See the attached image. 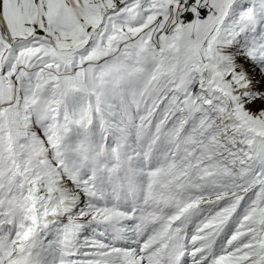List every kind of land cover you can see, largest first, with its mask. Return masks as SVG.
Returning a JSON list of instances; mask_svg holds the SVG:
<instances>
[{"label":"rangeland","instance_id":"1","mask_svg":"<svg viewBox=\"0 0 264 264\" xmlns=\"http://www.w3.org/2000/svg\"><path fill=\"white\" fill-rule=\"evenodd\" d=\"M181 4L0 0V63L18 41L1 76L11 107L0 108V151L7 156L16 141L27 181L8 154L0 166V264L17 250L27 184L58 220L56 264H162L175 225L189 231L186 264H262L264 139L232 112L264 132V0H235L204 44L208 71L228 99L205 86L198 49L209 27H179ZM102 22L85 52L59 53L82 48ZM131 23L140 28L123 32ZM164 29L171 33L161 54L150 39ZM35 34L52 43L29 38ZM181 38L192 43L186 59ZM140 218L147 228L139 250L130 248L138 241L124 252L112 244L132 239L133 225L141 239L144 222L130 225ZM37 249L29 264H42Z\"/></svg>","mask_w":264,"mask_h":264},{"label":"bare ground","instance_id":"2","mask_svg":"<svg viewBox=\"0 0 264 264\" xmlns=\"http://www.w3.org/2000/svg\"><path fill=\"white\" fill-rule=\"evenodd\" d=\"M234 2H235V0H234ZM17 4H21V3L17 2ZM38 35H39V38H41L45 41L51 42V40L49 38L42 36L40 34H38ZM85 43H84V45H85ZM84 45H83V47H84ZM14 46H12V48L8 52L6 49L3 56H2L1 63H0V85H1L2 72L5 71L7 63H8L7 55L9 53H12ZM82 48H79V49L81 50ZM76 49L77 48L65 49V50L59 49V51L61 52L60 53L61 55H67L66 51L69 52V51L76 50ZM85 51H86V49L82 50L81 53H83ZM209 76L212 77L210 74H209ZM220 90H221V92H223L226 95V93L221 88H220ZM226 96H228V93ZM228 97H230V96H228ZM0 101H1L0 102L1 103V106H0L1 110L8 111L11 106L7 103L6 96L4 94H2L1 88H0ZM262 133H264V132H262ZM18 138H19V136H18ZM11 141L13 143L10 145V150H9L10 153H8V154L13 159L12 163H13V166L16 170V177L21 178V181L26 183L27 181L22 179V178H25V177H23L24 171L22 170V168L20 166L21 165L20 159L18 158V155H17L16 150H15L16 146L14 147V145L16 144V141H13L12 138H11ZM8 154H7V156H8ZM7 156H4V154L0 151V166L1 167L4 166L5 161L7 159L6 158ZM27 186L28 187H27V190L25 193L26 194V201L23 205L21 214L19 215L17 230H16V234H17V236H20V239H19V242L17 243V250L15 251L13 258L10 261V264H29L30 263V259H29L30 258V251L35 245L38 246V249H37L38 258L40 257L39 260L42 261V264H44L43 262H45L46 260L44 258V255H45L44 251L41 247L47 249L48 254L52 252L51 263L56 264L57 263V256H54V253H57V252H56V248L54 247V242H53V237H54L53 236V230H54L55 226L58 224L57 223L58 220L55 217L56 215L51 212L50 208L47 205H44V203H42L41 201H39L38 195H37V189L35 187H32L30 184H27ZM143 222H145V221L142 220V221H139L138 223H143ZM144 227H145V224L143 225L140 232L144 229ZM133 228L135 230V234L133 237H135L137 235V229H136V226H134V225H133ZM187 231H188V229H187ZM181 232L179 231V228L175 227L172 234H171V236H172L171 241L166 245V247L171 248L170 249L171 254L172 255L173 254L179 255V260H183V263L186 264L189 262L190 258H188V255H187L188 250L184 244V240L187 238L189 231L186 232L184 235ZM133 237H132V239H134ZM40 238H42V240L44 241L43 244H38V239H40ZM141 239H143V235H142ZM141 239H139V240L134 239L133 242H136V241L139 242V241H141ZM128 250H131V249H128ZM132 251L130 252V255H131ZM127 256H128V252H127ZM62 258L63 259H60L59 264L63 263L62 261L65 260L64 257H62ZM127 264H129V263H127ZM263 264H264V254H263Z\"/></svg>","mask_w":264,"mask_h":264},{"label":"built area","instance_id":"3","mask_svg":"<svg viewBox=\"0 0 264 264\" xmlns=\"http://www.w3.org/2000/svg\"><path fill=\"white\" fill-rule=\"evenodd\" d=\"M232 0H183L181 9L177 12V25L179 27L197 26L199 24L212 25L216 20L227 17L226 12L230 11V3ZM144 27V24H143ZM140 26L136 25H122L123 32L129 33L130 31L138 30ZM149 28L142 33L148 32ZM166 29L157 37L153 36L150 40L151 43L159 48L162 45L161 38ZM168 31L166 34H170ZM131 36V35H130ZM192 39L196 40V34H192Z\"/></svg>","mask_w":264,"mask_h":264},{"label":"water","instance_id":"4","mask_svg":"<svg viewBox=\"0 0 264 264\" xmlns=\"http://www.w3.org/2000/svg\"><path fill=\"white\" fill-rule=\"evenodd\" d=\"M221 22L219 21H215L212 25V27L210 28L211 30L207 32V34L205 35V38L203 40V42L200 44L199 46V56H200V59H201V62L204 66V69H205V74H206V80H207V83L210 85V87L212 89H214L215 91L219 92L220 94H222L226 99H228L229 97L226 96L223 92H221L219 86L214 82L213 80V77H210L209 74V71H208V68H207V64H206V61L203 57V47H204V44L207 43V41L209 40V38L216 34L218 32V30L220 29L221 27ZM104 23L102 22L100 24V26L96 29V31L93 33L91 39L85 43L84 47L80 50V49H76V50H72V51H66L67 54H73V53H81L82 50H85L88 48V46L90 45V43L92 42V40L97 36V34L100 32L101 28L103 27ZM39 35L38 34H35L31 37H29L30 39H34V38H38ZM45 39V38H44ZM23 40H28L27 38L23 39ZM18 41H14L11 45H9V47L7 48V52L12 48V46H14ZM59 51V50H58ZM59 53H61L59 51ZM232 116L238 121L241 123V125L243 126V128L247 131V132H250L252 134H255L261 138H264V133H262L263 131L261 129H259L258 127L250 124V123H247L237 112H232Z\"/></svg>","mask_w":264,"mask_h":264},{"label":"crops","instance_id":"5","mask_svg":"<svg viewBox=\"0 0 264 264\" xmlns=\"http://www.w3.org/2000/svg\"><path fill=\"white\" fill-rule=\"evenodd\" d=\"M179 41H180V44L182 46H184V48L182 50L183 51L182 52V55H183L184 59H186V57H187L186 48L189 50L191 47H189V44H188V42L186 40H184V39L181 38Z\"/></svg>","mask_w":264,"mask_h":264}]
</instances>
